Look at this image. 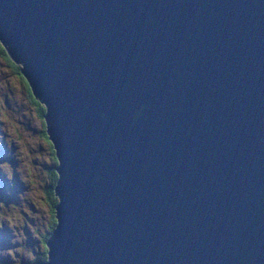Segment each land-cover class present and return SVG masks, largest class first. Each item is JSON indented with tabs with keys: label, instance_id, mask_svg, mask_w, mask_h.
<instances>
[{
	"label": "water",
	"instance_id": "95a60500",
	"mask_svg": "<svg viewBox=\"0 0 264 264\" xmlns=\"http://www.w3.org/2000/svg\"><path fill=\"white\" fill-rule=\"evenodd\" d=\"M45 108L35 264H264V0H0Z\"/></svg>",
	"mask_w": 264,
	"mask_h": 264
},
{
	"label": "rangeland",
	"instance_id": "374dc122",
	"mask_svg": "<svg viewBox=\"0 0 264 264\" xmlns=\"http://www.w3.org/2000/svg\"><path fill=\"white\" fill-rule=\"evenodd\" d=\"M9 125V126H8ZM40 121L36 118L25 98L20 82L3 66L0 60V185L6 190L13 203V214H6L1 219L6 224L7 219L12 226L0 233V264H19L14 258H25V263L38 254L35 245V231L41 233L47 222L45 211L40 204V183L43 173L40 166L50 164L51 158L47 142L39 135ZM8 146H7V145ZM9 147V148H8ZM4 161L6 163H4ZM2 163H4L2 165ZM8 171L18 184L9 182L4 176ZM26 182V191L24 193ZM18 197L26 201V206L18 205ZM9 200V196H8ZM2 204L6 201L1 199ZM24 208L20 217L16 214L18 208ZM27 208V209H26ZM26 232L27 236L24 234ZM12 255L7 258L8 249ZM32 250V251H30ZM35 261L38 259L35 258ZM35 264V263H31Z\"/></svg>",
	"mask_w": 264,
	"mask_h": 264
},
{
	"label": "trees",
	"instance_id": "16d2710c",
	"mask_svg": "<svg viewBox=\"0 0 264 264\" xmlns=\"http://www.w3.org/2000/svg\"><path fill=\"white\" fill-rule=\"evenodd\" d=\"M4 47H6V46L4 45ZM4 47L0 43V60L2 61L3 66L5 68H7L12 73V75L20 82L21 87L25 93V98H26L27 102L30 104V108H31L34 116L36 118H38L40 121L39 135L41 138H43L45 140V142H47V146H48L50 158H51V162H50L51 165L46 164V166L45 165L40 166L42 173H43V179L40 183V197L39 198L41 200L40 204L44 208L45 216H46L48 221L44 223L43 231L41 233H39L38 231H35V233H36L35 238H34L35 245H34L32 250H34L35 247L37 246L38 254L35 255L34 257H32L31 259H29L27 261V263H25V258L23 260V258L20 257V256H22V254L17 256V258H14L15 263L31 264L32 262L36 263L35 258L41 262L46 259V249L47 248L44 244V241L46 240V238L48 237V235L52 231L51 230L52 227L54 226L55 218H54V207H53V205H55L56 201L58 200L57 196L53 193V189H52L53 185L55 184V181L57 179V173L53 167L58 163V161L54 155V149L52 148L51 142L47 138V133L45 132L44 119L41 116V115H44L45 108H44L43 104L41 102H39L38 99L32 95L27 81L19 72L20 64L18 62L15 63L14 61L11 60V58L9 57L7 52L5 51ZM0 144H2L1 140H0ZM4 163H6V162L4 161ZM4 163H2V165ZM6 172H7V174L4 177L9 182H13L15 184L14 187L16 190V188H17L16 185L18 184L17 180H13L10 173L8 171H6ZM24 187H25V190H24V193H25L26 182L24 183ZM8 196H9V200H8ZM1 199L5 200L6 203L2 204ZM22 202L26 206V201L23 200L22 197H18V201H17L18 205H15V206L21 207L20 205L22 204ZM13 206L14 205H13V203H11L10 195L0 185V233L1 234H4L7 232L3 229L4 227L8 228V230H9V227L12 226L8 219H7V221H5L6 224H3L1 219H4L5 215L8 213L13 214L12 216L14 217V213H13V209H12ZM23 211H24L23 207L21 208V210H20V208H18L16 210V214L20 217V214ZM24 234L27 236L26 232ZM32 250H30V251H32ZM12 253H13L12 248L8 249V252L6 253L7 258H4V263H6V260L9 259V256H11Z\"/></svg>",
	"mask_w": 264,
	"mask_h": 264
},
{
	"label": "clouds",
	"instance_id": "9594fccd",
	"mask_svg": "<svg viewBox=\"0 0 264 264\" xmlns=\"http://www.w3.org/2000/svg\"><path fill=\"white\" fill-rule=\"evenodd\" d=\"M4 261H1V263H3Z\"/></svg>",
	"mask_w": 264,
	"mask_h": 264
}]
</instances>
